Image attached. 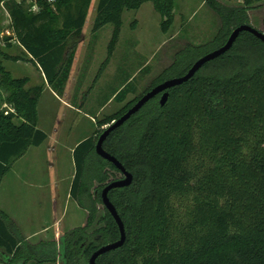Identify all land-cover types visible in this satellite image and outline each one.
Segmentation results:
<instances>
[{
    "label": "trees",
    "instance_id": "16d2710c",
    "mask_svg": "<svg viewBox=\"0 0 264 264\" xmlns=\"http://www.w3.org/2000/svg\"><path fill=\"white\" fill-rule=\"evenodd\" d=\"M174 1L99 0L93 29L113 25L108 48L111 53L123 10L136 11L151 3L165 30L171 23ZM242 1L243 8L224 14L230 23L237 18L236 27L248 25L246 8L253 0ZM91 2L59 0L54 10L44 7L36 14L7 3L14 39L57 94L56 89L62 92L65 67L72 60ZM241 43L245 46L242 56L264 48L255 37L242 33L226 54L201 70L216 62L239 60L241 56L228 55ZM191 51L186 48L183 52L187 56ZM191 65L187 64L176 77L183 76ZM198 73L169 90L163 107L155 103L157 96L125 123L135 121L147 109V114L138 119L144 128L132 152L106 151L131 171L133 183L109 193V199L117 198L110 201L124 224L125 244L100 256L96 264H264V66L253 68L247 76L223 80ZM27 83L26 78L14 79L0 62V87L7 93L6 108L0 111V183L28 148L46 140L36 128L42 88L27 90ZM126 87L116 92L114 99L124 98ZM137 99L125 106V112ZM125 112L100 122L99 128ZM125 124L108 136L105 146L119 137ZM94 148L95 140L89 137L73 149L69 196L78 205ZM98 181L105 186L108 178L102 176ZM98 199L101 202L100 196ZM9 220L0 211V262L4 264H27L32 260L34 264H88L99 247L119 239L117 225L107 211L101 219L103 228L81 237L84 244L80 250L66 237L61 238L59 249L56 242L29 245Z\"/></svg>",
    "mask_w": 264,
    "mask_h": 264
},
{
    "label": "rangeland",
    "instance_id": "374dc122",
    "mask_svg": "<svg viewBox=\"0 0 264 264\" xmlns=\"http://www.w3.org/2000/svg\"><path fill=\"white\" fill-rule=\"evenodd\" d=\"M98 2L99 0H92L82 29L81 43L76 44L72 60L66 64L67 76L62 92L56 89L58 94L61 93L60 96L66 105L56 102L53 107L47 102L49 94L46 93L39 106V116L37 115L36 125L39 122V125L44 126L48 133L50 128L56 125L51 121L54 118L53 114L55 113L58 119H61L62 131L57 138H61V142L67 146V151L57 148L53 157L49 153L42 154L40 157L34 150L33 155L19 164L14 172L8 173L0 185V208L2 206L1 209L10 217L16 218L20 224L17 225L9 218L11 225L21 228L24 232H32L41 228L39 219L44 218L46 211L35 205L38 194L33 182L36 178H27L26 169H30L33 163L36 165L34 168L36 171L40 163L41 168L49 170V165L44 162L45 158L46 161L58 163V173L64 177L67 175V179L61 185L53 186L52 200L45 205L49 210L44 224L48 228L47 241H55L54 234L57 233V236L61 235L59 238L66 237L67 241L78 250L82 249L81 246L84 244L81 237L96 234L103 228L101 219L106 214V209L98 198L107 184L120 180L122 175L105 165L94 153L85 170L79 196L81 204L78 205L70 197L66 198L74 175L72 146L89 137H93L96 144L101 133L117 119L102 128H99L100 122L125 112V106L133 103L152 87L175 78L187 64L190 62L193 64L198 57L222 45L237 24V18L230 23L224 14L244 7L242 0H175L171 23L165 30L162 28L160 15L155 12L150 3L143 4L136 11L123 10L120 15L121 26L117 43L114 50L109 53L113 25L107 24L97 31L93 29ZM246 14L248 25L264 33V0H253L246 8ZM5 37H12V41L14 40L9 22L0 13V59L8 61L5 63V69L14 79L28 78L33 86H41L35 64L29 61V57L15 41L6 45L3 42ZM219 37H222L221 40H216ZM70 44L72 43L69 42ZM195 47L198 49H193ZM186 48L192 49L190 55L186 56L183 52ZM243 48L245 46L243 47L242 43L238 44L228 55V58L241 56L239 60L216 62L198 74L223 80L234 75L247 76L253 68L264 66L262 46L242 56ZM8 57L18 61H12ZM173 65L176 67L171 69ZM125 87L127 88L125 97L121 100L114 99L115 93ZM64 93H67V96H64ZM6 98L5 92V100ZM155 103H159V98L155 100ZM147 112V109L143 110L135 117V121L125 124L119 137L111 141L109 145H104V150L113 149L117 154L132 152L144 128L142 121L138 119ZM54 120L57 119L54 118ZM102 176L108 178L105 186L98 181ZM94 194L98 197H94ZM110 199L117 201L116 196ZM60 211L63 214L54 224V213L60 215ZM38 240V238L32 239V244L40 241ZM0 264L4 263L0 262ZM27 264H34V261Z\"/></svg>",
    "mask_w": 264,
    "mask_h": 264
},
{
    "label": "water",
    "instance_id": "95a60500",
    "mask_svg": "<svg viewBox=\"0 0 264 264\" xmlns=\"http://www.w3.org/2000/svg\"><path fill=\"white\" fill-rule=\"evenodd\" d=\"M242 33H248L264 44V33L254 29L250 25H240L236 27L221 47L197 59L183 76L165 80L152 87L149 91L140 96L137 101L131 106V108H129L116 121L112 122V124L98 137L94 148L95 154L102 160L110 163L122 175V178L120 180L113 181L107 184L100 193V199L103 207L106 209L108 214L112 217L117 225L119 231V239L115 242L99 247L88 259V264H96V260L100 256L120 249L121 247H123L126 241L124 224L116 210V207L109 199V193L115 189H123L131 186L133 183V175L126 170V168L122 165V163L118 161V159L104 150L103 145L108 136L113 131L123 126L132 116L137 114L149 101L153 100L157 96L160 97V107H163L168 100L169 90L188 82L203 68L204 65L226 54L233 47L234 43ZM11 40L12 37H5L3 39V42H9Z\"/></svg>",
    "mask_w": 264,
    "mask_h": 264
},
{
    "label": "crops",
    "instance_id": "0c3cea01",
    "mask_svg": "<svg viewBox=\"0 0 264 264\" xmlns=\"http://www.w3.org/2000/svg\"><path fill=\"white\" fill-rule=\"evenodd\" d=\"M146 4V3H145ZM151 4V3H150ZM82 36V33L80 35V38ZM79 38L78 42H77V45H79L81 43V39ZM12 41V40H11ZM9 41V42H11ZM16 42V44L19 46L18 42L14 39L12 42ZM14 42V43H15ZM71 46H73L71 44ZM20 47V46H19ZM21 48V47H20ZM22 49V48H21ZM9 55V54H8ZM31 58L29 57V60ZM1 60V64L2 66L5 68V63L8 62V61H5L4 59H0ZM10 62V61H9ZM17 64V63H15ZM36 69L39 73V78H40V85L39 87L42 88V94H41V97H40V100L38 102V105H37V115L39 116V106L41 105L42 101H43V98H44V95L46 93L49 94V98L47 100V102L51 105H53L54 107V104L57 102L59 104H63L64 106L66 104H64V101L63 99L61 98V96H59L54 90H52V88L47 84V82L45 81V78L42 74V72L39 70V68L36 66ZM10 73V72H9ZM11 74V73H10ZM28 79V78H27ZM29 80V79H28ZM34 87H38V86H33L29 80V82L27 83L26 85V89H31V88H34ZM64 96H67V93L65 94L64 93ZM5 102V103H4ZM4 107L6 108V100H5V91L0 87V111L4 109ZM70 108H72L70 106ZM76 109V108H74ZM73 109V110H74ZM53 117L56 118L57 120H54L51 119L52 123H56L55 127L54 128H50V131L49 133L47 132L46 128L44 126H41L39 125V122L37 123L36 125V128L38 130H40L41 132H43L45 135H46V140L38 147H30L28 148V150L24 153V155L22 157H20L19 159H17L11 166L10 170H9V174H11L12 172H14L17 168V166L19 164H21L28 156L30 155H33V151L36 150L37 151V154L38 156L41 157L42 154H45V153H49L50 155L52 154V157H53V154L57 151V148H60V150H66V145L64 143L61 142V138H57L59 137L60 135V132L62 131L61 129V119L56 116V114L54 113L53 114ZM16 123H18V121H16ZM50 123V125L52 124ZM43 124V123H41ZM44 125V124H43ZM60 130V131H59ZM53 134V135H52ZM53 136V137H52ZM81 142V141H80ZM80 142H77L75 143L72 148H71V152L73 153V149L77 146L78 143ZM34 155V156H36ZM57 160L59 159L58 157L56 158ZM29 160H30V157H29ZM33 162V160H32ZM44 162L46 164L49 165V170L44 168L43 167L41 168L40 167V163H38L39 165V169L34 171V168L36 165H34L32 163V167L30 169H26V173H25V176H27V178H36L35 182H33L35 184L34 188L37 190V194H38V197L36 198L35 200V205L37 208L39 209H42L43 211L45 210L46 211V214L44 215V218L41 217V219H39V224L41 226V228H38L37 230H34L32 232H24L23 230H21V228H16L18 234H20V236L26 241L28 242L29 245H32V246H37V245H40V244H48V243H51V242H56L57 243V248L59 249L60 248V244H61V238H59L61 235H58L57 236V233L54 234V237L56 238L55 241H47V238H48V228H46L44 226L45 224V217L48 216V213H49V210L48 208H46V203L49 202V200H52V195H53V191H54V188L53 186L55 184H60L63 183V181H65L67 179V175L66 177L62 176L61 173H58V163L57 164H54L53 162H50V161H46V158L44 160ZM47 166V165H46ZM73 167H74V164H73ZM7 173V174H8ZM6 174V175H7ZM5 175V176H6ZM34 175V176H33ZM4 176V177H5ZM3 177V178H4ZM73 179V178H72ZM3 181V179H2ZM1 181V182H2ZM72 183V181H71ZM1 185V183H0ZM32 185V184H31ZM69 191H67L66 193V198L70 197L69 196ZM2 208V206H1ZM0 208V211L6 215L8 218L12 219L14 222H16L17 225H20L18 224V222L16 221L17 219L16 218H12L10 217V215H8L6 213V211H4L3 209ZM51 211L53 210L50 209ZM54 213V212H52ZM55 214V218H54V224H56L61 218L62 216V211H60V215L58 213H54ZM57 214V215H56ZM58 220V221H57ZM57 221V222H56ZM43 224V225H42ZM59 233V232H58ZM60 234V233H59ZM38 238L39 242L35 243V244H32V239H36ZM30 242V243H29Z\"/></svg>",
    "mask_w": 264,
    "mask_h": 264
},
{
    "label": "built area",
    "instance_id": "2783aa9c",
    "mask_svg": "<svg viewBox=\"0 0 264 264\" xmlns=\"http://www.w3.org/2000/svg\"><path fill=\"white\" fill-rule=\"evenodd\" d=\"M59 0H0V13L7 19L10 26V16L7 10V3L13 2L17 5L23 6L29 13H39L44 7L51 9L56 8Z\"/></svg>",
    "mask_w": 264,
    "mask_h": 264
},
{
    "label": "flooded vegetation",
    "instance_id": "af4514ba",
    "mask_svg": "<svg viewBox=\"0 0 264 264\" xmlns=\"http://www.w3.org/2000/svg\"><path fill=\"white\" fill-rule=\"evenodd\" d=\"M160 98V97H159Z\"/></svg>",
    "mask_w": 264,
    "mask_h": 264
}]
</instances>
